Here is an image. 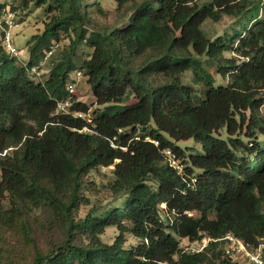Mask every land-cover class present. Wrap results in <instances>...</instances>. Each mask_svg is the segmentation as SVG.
Listing matches in <instances>:
<instances>
[{"label":"trees","instance_id":"1","mask_svg":"<svg viewBox=\"0 0 264 264\" xmlns=\"http://www.w3.org/2000/svg\"><path fill=\"white\" fill-rule=\"evenodd\" d=\"M114 1L115 21L103 23L101 0H20L50 15L27 45L28 62L24 49L7 53L1 34L0 264H240L222 243L192 254L182 241L233 234L256 247L264 239V6ZM234 14L241 18L229 34L208 38V21ZM45 62L49 74L37 82L33 69ZM211 68L228 84L218 85ZM188 73L199 88L184 83ZM83 79L99 106L90 116L68 91ZM67 100L69 114L56 115ZM190 140L200 149L177 144ZM108 168L111 201L79 217L90 204L86 178ZM35 213L48 215L46 224ZM110 228L118 231L112 244L102 239ZM56 229L62 239L38 249L35 236ZM128 234L139 243L128 245Z\"/></svg>","mask_w":264,"mask_h":264},{"label":"rangeland","instance_id":"2","mask_svg":"<svg viewBox=\"0 0 264 264\" xmlns=\"http://www.w3.org/2000/svg\"><path fill=\"white\" fill-rule=\"evenodd\" d=\"M101 1L105 11L109 13V21L103 18H99V21L103 23L114 22L116 18L117 3L114 0H101ZM252 1H261L260 7L264 6V0H251V2ZM0 4L7 5L5 11L2 12V14L0 15V20L5 21L4 20L5 14L11 13L13 15L14 24L15 26H17L13 30L14 42L18 47V49L21 51V53H23L22 49H24L23 60L25 62H28L29 53L27 50V45L29 42L33 40L35 36L41 35L44 32L45 24L49 21L50 15L46 13L45 7L36 8L34 7L33 4H31L29 10H24L21 6L20 0H8L6 2L0 0ZM240 18L241 16H237L234 14L231 16L229 15L224 16V18L217 23L208 21L204 26L208 38L211 39L212 41H215L219 37H223L226 34H229L231 30L234 29L236 25H238ZM258 19L259 20L264 19V12L262 9L260 10ZM1 34H2V29H0V37H2ZM67 45H68V41L66 40L62 42L60 47L62 48V46H67ZM61 48H59L54 52L55 55H59V52H61L62 50ZM224 57L228 59H234L236 63L240 65L244 62L248 63L247 60L236 55L235 53H226ZM47 62H45V65L42 67V70L39 71L38 68L33 69L32 75L35 81L39 82L47 79L50 70L49 66L47 65ZM210 71L214 75L216 79V83L218 85L228 84V79L220 76L215 69L211 68ZM75 78L78 80V76H76ZM183 80L184 83L199 88L198 85H195L191 73L186 74ZM261 94L264 100V91H261ZM75 99H78L82 103H86L90 107V112L88 116H90L94 111H96L99 108L91 92L90 86L86 83V80L84 79L81 80L76 86ZM103 108L104 107H102L101 109ZM262 113L264 115V105L262 107ZM177 144L178 146L182 147V149L185 150L186 152L193 151L194 149H200V145L194 140L185 141V142L182 141V142H178ZM112 171L113 168L98 169L92 172L86 178L87 191L85 192V196H87L90 199V204L87 206H83L81 208L79 217H85L86 214L91 209L97 208L99 206H103L111 201L112 198L105 189V186L111 179ZM33 217L35 222H42L43 224H46L48 215H44L43 213H35ZM45 232H47V235L46 233H38L35 236L36 247L41 250H46L51 241L61 240L63 237L62 231L60 229L49 230ZM117 235H118V231L115 228H110L107 230L106 234L102 237V239L104 240V242L108 244H112L115 238L117 237ZM127 240H128L127 242L128 245H136L139 243V241L136 238L129 236V234L127 235ZM187 246H188V242L182 241V247H187ZM33 249H34L33 247L32 250L24 248L18 256L19 261L20 259H23V257L31 258L34 254Z\"/></svg>","mask_w":264,"mask_h":264},{"label":"built area","instance_id":"3","mask_svg":"<svg viewBox=\"0 0 264 264\" xmlns=\"http://www.w3.org/2000/svg\"><path fill=\"white\" fill-rule=\"evenodd\" d=\"M4 20H0V29L3 32V46L7 53L11 57H19L22 53L14 42L13 30L15 24L13 21V15L11 13L5 14ZM80 74H78V80ZM68 91L71 95L76 92V84L70 83ZM71 102L69 100L58 103L56 115L69 114ZM79 117H83L82 114H78ZM157 144V143H156ZM114 147V145H112ZM7 153V152H6ZM4 153L2 156H4ZM165 158L170 167L176 170H180L179 161L172 150L165 151ZM222 243L224 254L235 262L240 264H264V239L259 240V244L256 247L251 246L244 240L237 238L233 234H228L221 239H204L201 242H195L187 246L186 250L192 254L202 253L210 243Z\"/></svg>","mask_w":264,"mask_h":264}]
</instances>
